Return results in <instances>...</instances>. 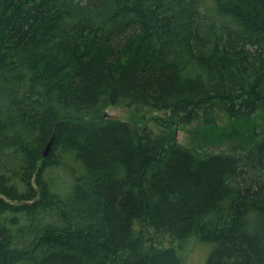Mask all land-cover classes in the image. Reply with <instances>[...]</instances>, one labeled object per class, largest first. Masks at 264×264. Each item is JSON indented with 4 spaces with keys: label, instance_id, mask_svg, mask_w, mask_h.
<instances>
[{
    "label": "trees",
    "instance_id": "trees-1",
    "mask_svg": "<svg viewBox=\"0 0 264 264\" xmlns=\"http://www.w3.org/2000/svg\"><path fill=\"white\" fill-rule=\"evenodd\" d=\"M220 116L232 150L175 140ZM256 117L264 0H0V264H264Z\"/></svg>",
    "mask_w": 264,
    "mask_h": 264
},
{
    "label": "rangeland",
    "instance_id": "rangeland-1",
    "mask_svg": "<svg viewBox=\"0 0 264 264\" xmlns=\"http://www.w3.org/2000/svg\"><path fill=\"white\" fill-rule=\"evenodd\" d=\"M155 115L160 116L150 111H131L125 108H113L109 107L104 110L103 116L108 118H114L117 120L128 121L142 127H147L154 134L165 133L162 126H159L152 120ZM256 122V131L260 133L264 130V120L261 117L254 119ZM143 125H142V124ZM213 126H206L201 123H192L182 126L181 124H175L172 126V130L175 135V140L183 146L189 148L198 149H211L214 152H227L232 150L240 140H245L250 135V124L242 122H230L224 117H218ZM214 140L216 143H210ZM207 249L195 246L191 253L187 256L185 264H205Z\"/></svg>",
    "mask_w": 264,
    "mask_h": 264
},
{
    "label": "water",
    "instance_id": "water-1",
    "mask_svg": "<svg viewBox=\"0 0 264 264\" xmlns=\"http://www.w3.org/2000/svg\"><path fill=\"white\" fill-rule=\"evenodd\" d=\"M52 141H53V138H51V139L49 140V142H48V144H47V146H46V148H45V150H44V153H43V157H44V158H46V156H47V154H48V152H49V150H50V147H51Z\"/></svg>",
    "mask_w": 264,
    "mask_h": 264
}]
</instances>
